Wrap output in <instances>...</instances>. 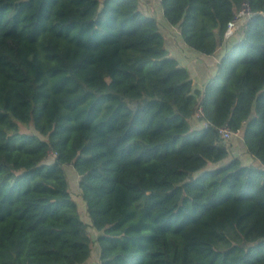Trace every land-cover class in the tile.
I'll return each mask as SVG.
<instances>
[{"label": "trees", "instance_id": "trees-1", "mask_svg": "<svg viewBox=\"0 0 264 264\" xmlns=\"http://www.w3.org/2000/svg\"><path fill=\"white\" fill-rule=\"evenodd\" d=\"M243 1L160 6L213 55ZM248 1L202 92L139 0H0V264H84L94 243L100 264H264V0ZM225 124L263 168L231 158Z\"/></svg>", "mask_w": 264, "mask_h": 264}, {"label": "crops", "instance_id": "crops-1", "mask_svg": "<svg viewBox=\"0 0 264 264\" xmlns=\"http://www.w3.org/2000/svg\"><path fill=\"white\" fill-rule=\"evenodd\" d=\"M139 1H140V5H139L140 10H142L147 15L149 14V16L155 17L157 19V21L159 22L161 30H162V27H164L166 25L170 26V27H177V26L170 25L165 20L164 15H163V9L160 6V0H156L158 8L157 9L153 8V10L151 8H147L144 6L143 2H145V1H143V0H139ZM241 30L242 29H240L238 32H240ZM238 32H236L234 34V36H232L233 39H226L228 41H225L217 49V51L213 55H205V54L199 53V52L195 51L194 49L190 48L183 41L182 34H181L179 28H178V35H176V38L172 42H170V39L166 35H164L165 36V42H166L165 45H166L167 51L169 52V55L171 57L176 58L182 67L188 68V70L190 71V74H191V78L193 80L194 88L196 90H200L203 92L205 90L207 84L209 83L210 79L217 75L218 70H219L218 65H219L221 59L233 47V45L238 40V38L240 39V35H242V34L237 35ZM191 122H192V126L195 130H199V129L206 126V122L204 120H201V118L196 117V114L191 119ZM236 137L240 138L239 140L243 145L244 152L246 153V148L244 145L243 132L240 131L239 136H236ZM234 139H236V138L233 137L232 139H230L229 142L233 141L232 143L235 144L236 140H234ZM229 145H230V143H229ZM233 157L240 158V155L234 154L233 156H231V158H233ZM251 159L255 163V167L263 168L259 161L253 159L252 157H251ZM89 231L91 233L92 240H94V241L100 235V233L92 227L89 228ZM99 258H100V249H99L98 245L96 243H94L93 250H92V256L84 264H100Z\"/></svg>", "mask_w": 264, "mask_h": 264}, {"label": "rangeland", "instance_id": "rangeland-1", "mask_svg": "<svg viewBox=\"0 0 264 264\" xmlns=\"http://www.w3.org/2000/svg\"><path fill=\"white\" fill-rule=\"evenodd\" d=\"M143 1H145V2H143V4L147 8H151L152 10H153V8H156V9L158 8L156 0H143ZM246 21L242 22L240 25L237 26L236 32H238L240 29H242V27L245 26ZM244 29H242L240 32H238L237 35L243 34L242 32L244 31ZM162 31H163L164 35H166L170 39V42H172L176 38V35H178V27H170V26L166 25V26L162 27ZM240 37H241V35H240ZM23 129L26 130V132L34 133V129L31 127H29V128L25 127ZM235 138H236V139H234V140H236L235 144L232 143L233 141L229 142L230 140L226 143L227 146L230 143V145L228 146V148L230 150V155L231 156H233L234 154L240 155V159L242 160V162L245 165L255 167V163L251 159V156L248 153L246 154L244 152L243 145L239 140L240 138L236 137V136H235ZM52 157H53V155H51V158ZM65 171H66L67 177L69 179L70 189H71L73 198L79 207V215H80L81 219L84 222L88 223L91 227V220H90L89 215H88L86 203L83 200L81 189L79 187V176L76 173V171L74 170L72 165H67L65 167Z\"/></svg>", "mask_w": 264, "mask_h": 264}, {"label": "built area", "instance_id": "built-area-1", "mask_svg": "<svg viewBox=\"0 0 264 264\" xmlns=\"http://www.w3.org/2000/svg\"><path fill=\"white\" fill-rule=\"evenodd\" d=\"M252 15H254V12L251 8L250 2L248 0H244L240 9L236 13L235 19L228 24L227 30L225 32V39H230L232 36H234L237 26L246 21ZM203 114L202 108H198L196 111V117L203 118ZM239 134L240 132H235L230 129L228 124H225L219 129V137L224 143H227L235 136H239Z\"/></svg>", "mask_w": 264, "mask_h": 264}]
</instances>
